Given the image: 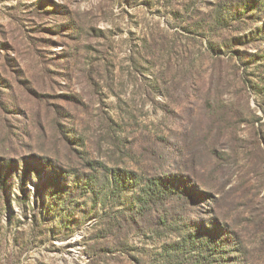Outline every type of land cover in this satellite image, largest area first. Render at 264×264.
Returning a JSON list of instances; mask_svg holds the SVG:
<instances>
[{
  "label": "rangeland",
  "instance_id": "rangeland-1",
  "mask_svg": "<svg viewBox=\"0 0 264 264\" xmlns=\"http://www.w3.org/2000/svg\"><path fill=\"white\" fill-rule=\"evenodd\" d=\"M225 1L0 0V264H264V42L232 44L264 16L214 33ZM92 162L187 185L191 243L157 210L119 232L89 198L47 203Z\"/></svg>",
  "mask_w": 264,
  "mask_h": 264
},
{
  "label": "trees",
  "instance_id": "trees-1",
  "mask_svg": "<svg viewBox=\"0 0 264 264\" xmlns=\"http://www.w3.org/2000/svg\"><path fill=\"white\" fill-rule=\"evenodd\" d=\"M232 1V0H231ZM264 16V0H238L232 1L226 0L222 3V6H218L215 8L213 13V25L217 28L214 31H223V29H227L232 25L233 22H237L235 26V30L242 28L244 31L247 27V23H256L258 18ZM254 23V24H255ZM264 28V26H263ZM253 29L250 32H243L241 36H239L232 43L234 46H245L247 44H251L253 42H264V31L261 29ZM213 33V34H214ZM213 45H217V43H211L209 46L212 48ZM213 50V49H212ZM227 51H234L237 54V60L243 61L244 59H238L239 50L231 49ZM213 52H215L213 50ZM226 52V51H224ZM216 55L219 53V57H211L214 60H221V49L215 52ZM222 55H225L222 54ZM255 57H259L264 59V54H256ZM237 61V62H239ZM223 63V61H221ZM248 59H245L243 63L247 64ZM220 71V70H219ZM216 83L219 84L221 79V75L218 72ZM254 126V125H253ZM255 135V133L253 132ZM84 158V157H82ZM102 167L103 175L100 177H96L95 174H89L92 170H96L97 165ZM89 164V163H88ZM89 170L87 172H69L67 176H73L72 181H68L65 185L57 184L55 187H50L47 189L46 198H50V205H53V196L55 194V190L60 189L65 198H69L71 195H77L80 198H86L92 200L93 205L102 204L103 210L97 215V220L101 224L106 222L109 218L110 220H114V229L115 231H121L124 226L125 220L129 221V225L137 226L142 228L137 223H143V218L148 216H153L154 211H159V215L155 217L158 220V224L163 226V229H167V223L170 221L172 228L170 230L175 232V237L179 239H185L184 241L191 243V236L193 235L189 229L180 224V220L182 219V212L180 208L182 205L173 204L174 202H180L182 200L190 199V194L192 193L187 185H181L177 181H175L172 177H153L149 178L145 182L139 183L134 179L136 173L130 170H123L121 168H113L107 167L106 165H102L101 163L92 162L89 165ZM61 175V174H60ZM64 176V175H61ZM163 177V178H162ZM132 191L129 195V205L130 210L133 212L131 214H123L120 215V220L123 225H119L117 223L116 214L112 215L111 208L107 207V202L112 198H118V193L121 191ZM58 191V190H57ZM195 193L199 194L197 190ZM68 200V199H66ZM116 200V199H114ZM173 201L172 205L169 204ZM161 208V209H160ZM122 212L124 209H120ZM203 232L209 234V230L207 227H203ZM107 233L113 231L111 227L105 230ZM211 231V230H210ZM120 234V233H119ZM190 240V241H189ZM181 243L171 244L170 247L173 246L179 247ZM176 247V248H177ZM178 250V249H177ZM211 258V257H210ZM210 264V263H209Z\"/></svg>",
  "mask_w": 264,
  "mask_h": 264
}]
</instances>
